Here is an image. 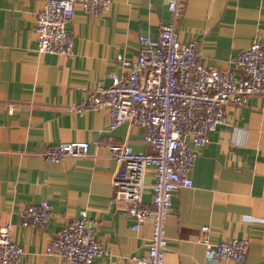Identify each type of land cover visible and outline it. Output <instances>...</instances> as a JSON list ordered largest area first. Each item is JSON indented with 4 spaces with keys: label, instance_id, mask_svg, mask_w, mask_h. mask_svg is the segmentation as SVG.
<instances>
[{
    "label": "crops",
    "instance_id": "1",
    "mask_svg": "<svg viewBox=\"0 0 264 264\" xmlns=\"http://www.w3.org/2000/svg\"><path fill=\"white\" fill-rule=\"evenodd\" d=\"M45 0H0V226L11 223L15 241L24 246L22 264H69L47 253L51 238L83 212L98 223L97 238L109 255L93 264H135L148 256L153 227L139 231L126 214L128 205L114 202L117 162L106 145L129 144L151 152L145 130L123 124L109 129L105 109L70 113L97 86H110L111 75L122 76L139 54L140 36L158 38L173 13L162 0H112L101 17L78 4L71 24L75 55L38 53L36 16ZM176 31L182 42L199 41L208 65L235 70L240 52L252 42L264 44V0H183ZM14 103V114L6 105ZM90 143L86 158L59 163L44 159L46 146L64 142ZM192 188L173 196V213L166 224L165 264H206L199 242L209 226L210 239L250 241L244 263L264 264V97L251 96L244 105L230 106L226 121L196 149ZM144 201L153 200V168L145 179ZM47 201L54 215L47 228L23 226L20 209Z\"/></svg>",
    "mask_w": 264,
    "mask_h": 264
},
{
    "label": "built area",
    "instance_id": "2",
    "mask_svg": "<svg viewBox=\"0 0 264 264\" xmlns=\"http://www.w3.org/2000/svg\"><path fill=\"white\" fill-rule=\"evenodd\" d=\"M165 1L173 13L169 24L162 26L153 39L140 36L139 54L133 61L122 56L118 61L128 67L122 76L112 74L110 86H97L81 105L69 106L70 113L105 109L109 112V129L123 124L145 130V142L151 152H136L129 144L106 145L109 158L117 162L113 201L128 205L126 214L133 220L132 229L139 231L150 223L153 236L148 256L132 257L135 264H165L168 250L166 224L177 210L174 194L192 188L191 172L196 149L205 146L212 132L226 121L230 106L244 105L251 96L264 97V44L254 41L236 59V69L220 70L208 65L199 41L182 42L178 38L177 14L183 0ZM112 0H45L37 13L35 32L37 52L75 55L76 37L71 28L79 4L84 12L101 17ZM7 112L14 114L16 105L8 103ZM90 143L64 142L46 146L44 159L59 163L66 158H86ZM153 168V200L144 201L146 176ZM23 226L47 228L54 215L47 201L29 203L19 212ZM98 223L86 212L72 220L51 238L47 253L64 258L69 264H93L107 247L97 238ZM209 226L199 238L206 248V264L224 260L244 263L250 250L248 239L231 238L220 243L210 239ZM24 246L15 241L11 223L0 226V264H22Z\"/></svg>",
    "mask_w": 264,
    "mask_h": 264
}]
</instances>
